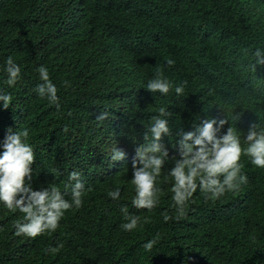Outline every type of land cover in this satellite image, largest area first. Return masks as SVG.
Segmentation results:
<instances>
[{
  "label": "trees",
  "instance_id": "trees-1",
  "mask_svg": "<svg viewBox=\"0 0 264 264\" xmlns=\"http://www.w3.org/2000/svg\"><path fill=\"white\" fill-rule=\"evenodd\" d=\"M256 47H264V0H0V94L13 98L0 106V142L9 130H29L36 189L68 192L72 171L85 183L64 264H264V169L248 156L240 158L246 184L218 199L198 189L183 214L171 182L160 178L151 211L132 206L131 183L135 149L160 107L171 113V135L161 140L170 156L175 133L200 115L264 124V66L250 69ZM8 56L22 69L13 87L3 71ZM41 65L58 88L59 109L35 91ZM158 71L173 82L167 96L143 87ZM184 78L188 87L178 97L174 88ZM100 113L107 119L97 120ZM114 147L125 160H110ZM115 187L119 200L108 196ZM125 206L141 220L131 232L121 228ZM15 217L9 210L4 216ZM152 239L151 252L137 257L118 248L142 249ZM0 264L54 261L12 236L6 223Z\"/></svg>",
  "mask_w": 264,
  "mask_h": 264
},
{
  "label": "clouds",
  "instance_id": "clouds-1",
  "mask_svg": "<svg viewBox=\"0 0 264 264\" xmlns=\"http://www.w3.org/2000/svg\"><path fill=\"white\" fill-rule=\"evenodd\" d=\"M252 58L254 62L250 64L251 70L256 71L257 65L264 66V47H256L252 51ZM174 63L173 59L166 61L168 66ZM3 71L9 87L15 86L22 78L21 66L12 56L7 57ZM38 74L41 83L37 85L36 93L59 109L58 88L50 79L48 68L41 65ZM64 84L65 87L70 86L68 81ZM143 87L151 93L167 96L174 85L158 71L155 78ZM185 87L188 85L184 78V83L175 86V95L183 97ZM12 99L10 94H0V106L7 109ZM170 114L165 107H160L159 116L154 118L144 134L145 142L135 149L131 162V183L135 191L132 206L135 209L151 211L158 205L161 192L158 183L161 177L164 182H171L173 204L176 211L183 214L186 204L198 189L210 199H218L247 183V176L241 171L242 154L248 156L253 165L264 169L262 122H250L238 118V114L233 115L234 120L223 116L200 115L189 127L175 133L176 154L170 156L168 149L161 143L162 138L169 137L172 132L168 119ZM96 118L105 120L107 113H100ZM241 139L247 145L244 148ZM29 140V130L25 128L14 132L9 130V134L0 142V230L8 223L9 233L27 247L34 248L43 257L52 258L54 264H64L70 250L69 221L79 214L77 209L83 205L85 183L79 172L72 171L68 175L71 183L65 185L68 192L54 185L34 188L31 180L35 152ZM125 159L123 150L117 147L112 149L111 161ZM170 159L174 161L173 166L163 174L164 166ZM108 196L112 200H119L120 187L109 190ZM8 210L16 214L15 219L4 218ZM121 213L122 221L125 222L121 228L129 232L137 229L141 223L140 217L132 214L126 206L121 208ZM168 218L164 217L165 220ZM86 233L83 232L89 239ZM156 243L155 239L148 240L142 249L121 243L118 248L137 257L144 251L151 252Z\"/></svg>",
  "mask_w": 264,
  "mask_h": 264
}]
</instances>
